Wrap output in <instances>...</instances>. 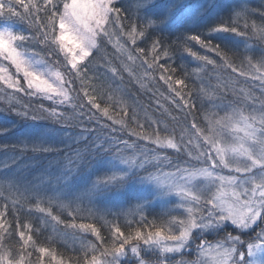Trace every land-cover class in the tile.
<instances>
[{"label":"snow or ice","instance_id":"snow-or-ice-1","mask_svg":"<svg viewBox=\"0 0 264 264\" xmlns=\"http://www.w3.org/2000/svg\"><path fill=\"white\" fill-rule=\"evenodd\" d=\"M246 5L230 0L213 7L240 18ZM174 8L162 0H0V93L51 102L40 106V118L27 107L16 111L32 121L20 143L34 153L55 152L51 129L60 125L56 131L71 136L68 125L75 123L85 145L55 173L45 171L39 186L0 175V264H41L44 257L66 264L33 239L48 227L59 236L55 225L95 237L81 241L84 255L76 264H264V99L237 86L239 77H251L264 88V26L252 23L255 43L249 24L242 31L232 16L230 24L173 40L165 33L176 23ZM191 42L207 54L193 51ZM189 58L193 72L184 67ZM154 72L184 120L179 134L120 86L126 74L147 92L144 81H155ZM193 76L199 79L190 84ZM110 85L112 93L105 90ZM117 125L128 139L116 138ZM141 140L155 147L145 151ZM158 149L183 156L173 160ZM53 207L71 208V219L61 220ZM20 212L39 213L37 224H21ZM80 213L98 221L105 214L132 219L127 231L104 221V238L95 223H76ZM29 248L39 253L35 261ZM193 252L195 260L183 258Z\"/></svg>","mask_w":264,"mask_h":264},{"label":"trees","instance_id":"trees-1","mask_svg":"<svg viewBox=\"0 0 264 264\" xmlns=\"http://www.w3.org/2000/svg\"><path fill=\"white\" fill-rule=\"evenodd\" d=\"M180 0H162V2L174 4L175 8L173 9L176 12V20L179 21V24L175 23L172 28L178 26V33L176 34H170V31L168 33H165V36H172V39L174 40L176 36L181 35H190V34H196V33H202L206 32L208 26L210 25H216L221 22L230 24V16H232L233 19L236 20V23L241 26V30L245 31V29L242 27L245 22L249 24V28L247 29L248 35L251 38L252 43H255L256 37L252 36V28L251 25L254 22L258 27L264 26V18H261V11H256L252 9L250 6H247L249 9V12L242 15L240 18H236L233 13L229 14H222L220 19H213V17H217L219 14H215L213 12H216L217 9H212L208 12H205L203 10L204 7V1L203 0H192V2L189 4L188 2L184 5L178 6L176 2L178 3ZM201 2L200 4H197L196 2ZM196 3V4H195ZM203 4V5H201ZM193 5H197L198 10L192 11L189 13ZM189 8V9H188ZM179 11H181L179 13ZM259 16L260 18H258ZM218 18V17H217ZM171 28V29H172ZM170 29V30H171ZM191 29L195 30V33L191 31ZM237 39H244L243 37H237ZM189 47H192L193 51H197L200 54H204V50L200 49L199 45H197L195 42H191ZM39 51V49H37ZM207 54V53H206ZM184 67L188 68L189 72H193L196 66L195 61H191L190 58L186 59L184 62ZM153 76H156L157 79L151 83L149 81L145 80V84L148 85L149 91H144L143 89H140L138 91L139 85L133 80L129 81V78L125 74L124 81L121 83V87L125 88L128 93L131 94V96H135L138 100L139 104L143 107L144 111L147 112V115L153 119H158L162 121L165 124H168L169 127H176L177 134H179V125L184 124V120L180 113L174 109V107L168 102V100L165 99V97H168L169 93L167 90V86L164 84L163 81L158 79L159 74L158 73H152ZM224 77L228 76V73H223ZM192 79H199V77L193 76L189 83L191 84ZM215 84L216 81H213ZM240 88H243L239 83L237 85ZM116 88V85H110L106 87V91L112 93L114 89ZM11 91V90H9ZM91 91V89H89ZM115 95L118 97L121 95V93L116 92ZM131 96L128 97L129 103H132ZM234 97L229 95L227 97L228 101L233 100ZM157 101L159 102V105L163 108H167L169 112L173 116L177 117L178 124L174 121H172L169 116H167L161 108L158 107ZM98 102L102 103V106H104L103 102L98 99ZM51 104L50 101L47 100H41L37 97H28L23 95H18L15 97V99L11 97L5 96L4 93H0V130H7V131H0V169L3 168V162L2 159L4 155H9L10 158H22L24 156H28L27 159L30 161L31 167L28 168L26 171L29 174V178L34 181L35 183H38V180L41 176H44L45 171L51 172V171H57L58 168L62 166V164L67 163V158L69 156H72L74 152L77 149L83 150L85 145L81 141V138L79 136L80 128L76 127L75 123L68 125L71 136L64 133H59L56 130L59 129L60 125H55L54 128L51 129L53 132V135L55 136V139L52 141V147L56 148L57 151L52 153H42V152H32L31 151V145H28L27 147L15 145V144H7L6 141H11L12 138L9 137L10 135H14L16 133L24 132L26 131V125L32 123L30 116L35 114L38 116V118L43 116V113L40 111V106L43 105L44 108H48ZM13 106H15V110H12ZM27 107V110L30 114L29 119H25L21 116L16 115V111H22L24 108ZM138 112H140V118L142 120L144 111H141L139 108L137 109ZM69 115H71V112L69 111ZM129 116H131V111H129ZM197 120H200V114L197 115ZM37 122L40 123H50L48 121H43L42 119H38ZM143 122V120H142ZM131 123V122H129ZM132 127H135L134 124L131 125ZM118 131L115 133V136L117 139L120 137H123L125 139H128V134L126 131L119 130V126H116ZM145 129L150 131L151 129L148 128L147 123L145 122ZM138 131H141L140 129H137ZM17 135V134H16ZM18 136V135H17ZM9 139V140H7ZM132 139H135L133 137ZM63 141V142H61ZM140 143V146L145 151H149L155 146L152 145L148 141H138ZM158 154L163 156L167 154L170 156L173 160H179V157L183 156V153L175 154L174 150L172 149H166V150H157ZM27 154V155H26ZM40 155V156H39ZM35 156H39V159H35ZM22 161L21 159H19ZM50 170H48V169ZM26 175L21 176L20 178L24 180ZM46 179V177H45ZM25 201L21 200V204H24ZM32 208V207H31ZM68 213V212H67ZM32 214H39L37 212H33ZM31 214V215H32ZM22 215V216H20ZM54 215H57L61 218V220L65 219H71L67 217V214H60L59 212H56ZM20 222L21 224L27 223L30 217L28 218L27 213L20 212ZM80 217L77 216L76 223H81L83 221H80ZM86 222V220L84 221ZM83 222V223H84ZM30 223V222H28ZM88 223V222H86ZM96 227L100 229L101 236L104 238H107L108 236V229L109 227H104L101 225H98L97 223ZM58 229L59 233L65 232L66 237H76L79 238L81 234H79V231L72 232V230H64L63 225H55ZM120 227L127 231L126 225L120 224ZM92 235V234H91ZM51 237V235H49ZM49 236L45 237H37L33 236V239L36 241L37 247L44 246V247H52L56 249L58 247L57 243L49 244L46 243V239L49 238ZM54 237V236H53ZM54 239V238H53ZM86 242H92L95 243L96 239L92 235L90 237L86 238ZM27 251L31 252L32 254L36 253L39 255L38 252L33 251L31 248H29ZM84 253L81 252L80 255H73L69 253H65L64 256H61L66 261V264H76L77 260H82ZM59 257V256H58ZM45 259V257L43 258ZM51 260V259H50ZM73 262V263H72ZM54 264V263H53Z\"/></svg>","mask_w":264,"mask_h":264},{"label":"rangeland","instance_id":"rangeland-1","mask_svg":"<svg viewBox=\"0 0 264 264\" xmlns=\"http://www.w3.org/2000/svg\"><path fill=\"white\" fill-rule=\"evenodd\" d=\"M203 1H204L203 10L205 12L210 11L214 4L221 3V2H230V0H203ZM187 2L190 4L192 2V0H180L178 3L176 2V4L178 6H181ZM196 3L200 4L201 2L198 1ZM201 5H203V4H201ZM246 6H250L252 9H254L256 11L264 12V7L261 6V0H247ZM207 9H208V11H207ZM214 9H217V11L213 12V13H215V14L217 13L219 15H217L218 18L214 16L213 19H220L222 14L231 13L229 11L224 10L223 8H214ZM196 10H198L197 5H193V7L189 11V13H191L192 11H196ZM180 12L181 11H179V13ZM257 17L260 18L259 16H257ZM176 23L179 24V21L176 20ZM178 29H179L178 26L172 28L170 30V34L172 35V34L178 33ZM191 31L195 33L194 29H191ZM204 54H206V53L204 52ZM236 78H237V75L233 74V79H236ZM238 81H239L238 83L246 90V92H250L253 97L264 99V97H261V92L264 91V88L261 87L260 81L253 80V79H251V77H248L247 80L245 79V77H239ZM24 132L16 133L18 136L16 134H14L12 136L10 135L9 137H11L12 140L6 141V143L7 144L13 143L15 145H20V146L25 147V145L20 143L21 140L27 139V137H25L23 135ZM162 135H163V133H162ZM7 140H9V139H7ZM39 156H35V159H39ZM2 157H4L2 159L3 168L0 169V175H8V176H16V177H21V176L26 175L25 179L23 180L25 183H28V182L35 183L34 181H32L29 178V174L26 172L28 170V168L31 167L30 161L28 160L29 158L27 159L28 156H24L22 158H20V157L19 158H10L9 155H4ZM19 159H21L22 161H20ZM5 164L9 165V167L5 168L4 167ZM48 170H50V169H48ZM51 172L55 173V171H51ZM35 184H37V186H39L38 183H35ZM23 205L25 208L33 207V205L29 202H25ZM52 211H53V214H55L56 212H59L60 214H67L66 216L68 217L67 212L72 211V209L71 208L62 209V208L53 207ZM73 215H76V214L73 213ZM20 216H22V215H20ZM29 217H30V219L28 220V222H30L31 224H33L35 226L37 224L38 218L40 217V214L28 215V218ZM78 217H80V218L83 217V219H80V221L84 222L86 220V222H88V223H97L98 225H101L104 227H109V223H104V221H108L110 223L115 222L116 224H118L120 226V224L126 225L127 221L132 219V217H130V216L125 217V216L121 215V216H118L114 221L113 216L105 214L104 215V221H98L96 219L87 218V213H80ZM86 222H84V223H86ZM65 234H66L65 232H62V233H59V236H57L56 234H54L52 232L51 227H48L46 230H44V229L41 230L40 236L45 237V236L51 235V238L56 239V243L58 244V247L55 249V251L59 257L64 256L65 253H69V254H73V255H80L82 252L80 250L81 249V241H86L87 237L92 236L90 233L79 232V234H81L80 237L77 238V240H73L70 242V239L68 237H66ZM208 239H209V241H214L216 239V237L209 236ZM37 257H38V255L36 253H34L31 255L30 259L32 261H35L37 259ZM183 258L185 260L192 261V260L196 259V255L193 252L191 254L184 255ZM176 259H180V257L177 256ZM53 263L54 262L51 261L49 257H45V259H43L41 262V264H53Z\"/></svg>","mask_w":264,"mask_h":264},{"label":"bare ground","instance_id":"bare-ground-1","mask_svg":"<svg viewBox=\"0 0 264 264\" xmlns=\"http://www.w3.org/2000/svg\"><path fill=\"white\" fill-rule=\"evenodd\" d=\"M71 242V241H70Z\"/></svg>","mask_w":264,"mask_h":264}]
</instances>
